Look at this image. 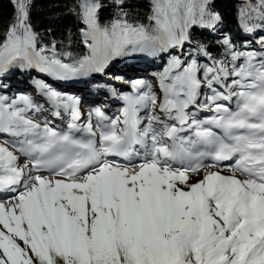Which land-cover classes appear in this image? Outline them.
Listing matches in <instances>:
<instances>
[{
  "label": "snow or ice",
  "instance_id": "1",
  "mask_svg": "<svg viewBox=\"0 0 264 264\" xmlns=\"http://www.w3.org/2000/svg\"><path fill=\"white\" fill-rule=\"evenodd\" d=\"M8 2L0 264H264V0Z\"/></svg>",
  "mask_w": 264,
  "mask_h": 264
},
{
  "label": "trees",
  "instance_id": "2",
  "mask_svg": "<svg viewBox=\"0 0 264 264\" xmlns=\"http://www.w3.org/2000/svg\"><path fill=\"white\" fill-rule=\"evenodd\" d=\"M35 7L33 9V19L38 27L43 28L51 24L57 31L62 27V23L54 21L52 13L55 11L53 5L57 0H34ZM219 10L228 16L230 24L233 29L236 28L234 14L239 0H216ZM11 14V5L8 0H0V24L6 22L8 16Z\"/></svg>",
  "mask_w": 264,
  "mask_h": 264
},
{
  "label": "rangeland",
  "instance_id": "3",
  "mask_svg": "<svg viewBox=\"0 0 264 264\" xmlns=\"http://www.w3.org/2000/svg\"><path fill=\"white\" fill-rule=\"evenodd\" d=\"M112 83L115 84L113 81H112ZM118 84H122V82H121V81H120V82H117L116 85L119 86ZM122 85H123V86L120 87L121 89H122V88L124 89V87H127V86H128V85L126 86V84H124V83H123ZM29 89H30V90H33V88H29ZM84 111H85V112L87 111V107H84Z\"/></svg>",
  "mask_w": 264,
  "mask_h": 264
},
{
  "label": "bare ground",
  "instance_id": "4",
  "mask_svg": "<svg viewBox=\"0 0 264 264\" xmlns=\"http://www.w3.org/2000/svg\"><path fill=\"white\" fill-rule=\"evenodd\" d=\"M42 79H45V80H47V82H50L51 83V81L49 80V79H46V78H43L42 77ZM114 83H115V85H116V83L117 82H120V81H113ZM123 84V83H122ZM126 86H127V84H126ZM65 89H69V90H71L70 88H65ZM125 89V88H124ZM51 118H53V117H51Z\"/></svg>",
  "mask_w": 264,
  "mask_h": 264
}]
</instances>
